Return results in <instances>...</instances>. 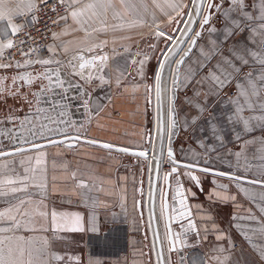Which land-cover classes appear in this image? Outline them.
Here are the masks:
<instances>
[{"label": "crops", "instance_id": "crops-1", "mask_svg": "<svg viewBox=\"0 0 264 264\" xmlns=\"http://www.w3.org/2000/svg\"><path fill=\"white\" fill-rule=\"evenodd\" d=\"M43 1L0 0V52ZM67 1L71 9L53 34L49 63L31 68L40 72L66 61L77 74L89 69V107L92 119L101 120L98 131L134 140L142 91L130 88L145 85L139 81L147 75L146 39L162 35L171 46L195 0ZM88 52L103 60L70 62ZM27 69L0 71V117L38 116L40 122L51 113L56 120L47 89L25 84L21 73ZM175 106L176 159L264 182V0H213L209 22L180 66ZM120 108L125 111L117 126L113 116L101 115L119 116ZM15 156L25 175L7 183L12 193L43 188L46 194L34 191L0 207V264H156L147 215L142 220L137 211L141 181L144 196L147 191L146 161L73 141L7 157ZM194 174L200 189L188 177L184 183L197 228L183 250L186 264H264V187ZM162 190L163 181L161 196ZM232 243L240 245L238 252Z\"/></svg>", "mask_w": 264, "mask_h": 264}, {"label": "water", "instance_id": "water-1", "mask_svg": "<svg viewBox=\"0 0 264 264\" xmlns=\"http://www.w3.org/2000/svg\"><path fill=\"white\" fill-rule=\"evenodd\" d=\"M203 1L195 0L191 16L179 36L172 42L171 48L168 49L170 45L169 38L162 35H152L146 39V48L148 50L147 75L142 81H139L144 82L145 85H132L130 88L142 91L139 97L141 98L140 106H136V110L141 113L139 120L141 126L137 133L131 134L135 138L134 140L125 141L110 136L111 133H103L100 129L98 131L96 123L101 120L92 119L89 107V100L94 88L93 86L89 87L90 81L86 83L79 78L76 72H70L73 67L68 68L69 62L65 65L59 64V67L55 69L41 68L39 72L38 68L35 70H33L34 68H28L21 73L26 85L35 84L41 89H47L49 93L48 99L55 105L56 120H53L51 113L41 115L40 122L38 116L32 118V116L12 117L9 115L4 117L3 115L0 117V158L44 146L73 141L115 150L143 160L149 159L150 176L146 197L144 200V184L141 181L138 188L137 211L142 220H144V214L146 213L147 215L156 264H186V254L183 250L191 246L187 242L188 240L197 238V228L188 200L186 185L184 184L187 182L188 177L199 188L194 172H204L264 187L263 181L187 164L176 159L173 144L179 134L175 106L179 70L183 60L194 47L203 27L209 22L213 0H208L202 20L192 38L174 62L170 82L168 143L165 149L167 128L164 119L165 105L162 98V77L166 65L179 53L187 37L193 31L200 15ZM178 25L179 21L176 22L170 35L174 36ZM87 54L90 53L88 52ZM77 57L84 58L85 55L80 53ZM87 57V62L90 64L93 60L97 62L103 60L102 56L96 59L93 54ZM158 65L154 100V75ZM133 98L136 100L137 96ZM121 108L117 110L119 116L112 115V112L108 111L101 115L105 117L113 116L112 118L115 120L113 123L117 126V124L121 123V119L124 116L125 109L123 111ZM11 122L15 123L10 124ZM154 122L155 127H153ZM72 124H75L76 127L69 128L67 126ZM35 125H37V128ZM4 140L7 141V144L3 143ZM164 162L167 170L163 176L160 216L157 206V194L161 168ZM182 170H186V174Z\"/></svg>", "mask_w": 264, "mask_h": 264}, {"label": "built area", "instance_id": "built-area-1", "mask_svg": "<svg viewBox=\"0 0 264 264\" xmlns=\"http://www.w3.org/2000/svg\"><path fill=\"white\" fill-rule=\"evenodd\" d=\"M67 0H44L40 2L30 16L24 17L22 27L11 36L9 45L0 52V71L14 68H31L35 64H48L50 58L49 45L53 34L59 28V20L70 11ZM85 56L90 54L82 53ZM78 54L72 59L75 66L78 64ZM64 64L67 62L64 61ZM62 64V63H59ZM76 68L71 69L76 72ZM232 95V93H230ZM44 189L35 190L39 196H44ZM5 198L0 199V204H7ZM231 249L240 250L238 243H232ZM261 264V263H257Z\"/></svg>", "mask_w": 264, "mask_h": 264}, {"label": "rangeland", "instance_id": "rangeland-1", "mask_svg": "<svg viewBox=\"0 0 264 264\" xmlns=\"http://www.w3.org/2000/svg\"><path fill=\"white\" fill-rule=\"evenodd\" d=\"M89 76V73L86 72L85 78ZM168 93H169V84H168ZM169 128V127H168ZM168 132L169 130L167 129L166 131V141H165V147L167 146L168 143ZM176 143V141H175ZM174 143V144H175ZM173 144V146H174ZM15 157H2L0 158V199L5 198L9 202L7 204H0L1 206H9L11 203L12 198H16L18 196H25V195H32L35 190H38L40 188H36L33 191L32 190H24V191H19L20 193H12V190L9 189L8 187V182H14L22 178L25 174L23 171V167L19 166L18 159ZM146 164L149 165V171H148V181H149V176H150V160L146 159ZM167 170V167L165 166V162L163 163V166L161 168V174H160V180H159V191L157 194V206H158V211L161 216V205H160V197H161V184L163 181V176L164 172ZM186 174V172H185ZM148 183V182H147ZM144 184V183H143ZM43 189V188H42ZM45 190V189H44ZM37 194V193H36ZM46 194V190L44 191V196ZM39 195V194H38ZM42 197V196H41ZM144 196V200H145Z\"/></svg>", "mask_w": 264, "mask_h": 264}, {"label": "bare ground", "instance_id": "bare-ground-1", "mask_svg": "<svg viewBox=\"0 0 264 264\" xmlns=\"http://www.w3.org/2000/svg\"><path fill=\"white\" fill-rule=\"evenodd\" d=\"M171 46H169V48H171ZM173 68H174V59L166 65V68H165V71H164V74L162 77V98L164 100L163 103L165 105L164 119H165L166 128H168V126H169V103H170V97L169 96H170V82H171V77H172V73H173ZM86 72L89 73V76L87 78L84 77ZM78 76H79V78H81L84 81H90L91 71L89 69L83 70V71L78 73ZM168 84H169V93H168ZM154 127H155V125H154ZM154 135H155V133H154ZM165 149H166V147H165Z\"/></svg>", "mask_w": 264, "mask_h": 264}, {"label": "flooded vegetation", "instance_id": "flooded-vegetation-1", "mask_svg": "<svg viewBox=\"0 0 264 264\" xmlns=\"http://www.w3.org/2000/svg\"><path fill=\"white\" fill-rule=\"evenodd\" d=\"M84 115H85V112H84Z\"/></svg>", "mask_w": 264, "mask_h": 264}]
</instances>
